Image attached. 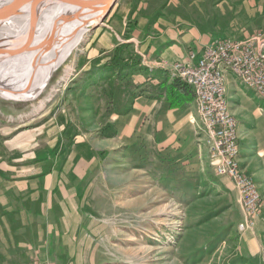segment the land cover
Returning <instances> with one entry per match:
<instances>
[{
  "label": "rangeland",
  "instance_id": "rangeland-1",
  "mask_svg": "<svg viewBox=\"0 0 264 264\" xmlns=\"http://www.w3.org/2000/svg\"><path fill=\"white\" fill-rule=\"evenodd\" d=\"M242 30L264 38V0H117L55 69L0 91V264H264V98L242 124L251 215L197 104L173 110L192 95L175 66L148 62Z\"/></svg>",
  "mask_w": 264,
  "mask_h": 264
},
{
  "label": "built area",
  "instance_id": "built-area-1",
  "mask_svg": "<svg viewBox=\"0 0 264 264\" xmlns=\"http://www.w3.org/2000/svg\"><path fill=\"white\" fill-rule=\"evenodd\" d=\"M174 73L195 95L201 116L203 142L219 174L233 177L242 187L248 212L260 208L261 193L240 163V124L231 112L227 81L234 75L264 98V38H222L208 44L203 53L192 52L186 62L175 64ZM31 264H52L34 260Z\"/></svg>",
  "mask_w": 264,
  "mask_h": 264
},
{
  "label": "bare ground",
  "instance_id": "bare-ground-1",
  "mask_svg": "<svg viewBox=\"0 0 264 264\" xmlns=\"http://www.w3.org/2000/svg\"><path fill=\"white\" fill-rule=\"evenodd\" d=\"M13 1L0 0V9ZM60 1H67L69 6L60 5ZM100 2L101 0H22L11 12L0 14V18L9 14L13 17L6 28L0 22V34L4 31V36L0 35V39L29 35L31 26H38L34 31V43L0 55V91L17 94L55 69L87 33L89 27L83 29L82 21L94 12ZM39 11L42 12L38 13ZM26 12L29 13L25 14ZM104 14L105 10L94 13L91 25L100 21ZM21 17L22 20L18 21ZM25 19H29L28 22ZM27 26L29 28H25ZM13 42L18 45L19 41Z\"/></svg>",
  "mask_w": 264,
  "mask_h": 264
},
{
  "label": "crops",
  "instance_id": "crops-1",
  "mask_svg": "<svg viewBox=\"0 0 264 264\" xmlns=\"http://www.w3.org/2000/svg\"><path fill=\"white\" fill-rule=\"evenodd\" d=\"M246 35H250L248 32L242 30L241 33H239L236 36H230L232 38H243ZM227 38V37H226ZM211 38L210 40L207 41H203L198 43L197 45H193L194 49H190L189 52L186 50H182L179 53H177V51L170 49L172 48V46H167L164 51H158V53H156L154 56L151 55V57H149V59H151L148 62H150L151 66V70H152V74L154 72H156L158 69L157 68H161L160 66H166L167 68H171V70L173 69V67L175 66V64H177L178 62H186L190 59V55L191 53L194 52H198V55L200 56L203 53L204 48L208 45L209 42H211ZM155 52H157V49L155 50ZM159 56H161L160 58H164V63L159 62ZM161 60V59H160ZM162 70V69H161ZM227 89H228V99H229V103H230V108L232 110V112L238 117L239 124H240V130L242 133V139H241V151L243 153V148H244V144H248L250 143V141H252L251 137H253V140L255 141V137L257 135V133L252 132V128H245L244 124L246 121H248V119H246L245 113H247V110L250 108H253V103L254 100L259 101L258 99L263 100L262 98L258 97L255 92L251 89H247L234 75H230L227 81ZM179 92L183 91L184 93H179L180 97L179 99L182 101V104H189L190 102L195 103V97H194V93L192 94V96H190L189 94H186L185 90H183V88H181V90L178 88ZM189 92L191 91L190 89L188 90ZM192 93V91L190 92ZM251 94V96L248 95ZM249 97V98H248ZM144 98H140V100H138L137 106L141 105L144 103ZM253 99V100H251ZM146 104V103H145ZM149 104H151V106H156L157 103L156 102H150ZM168 104V103H167ZM170 104V103H169ZM180 108H175L173 109L174 111H180L181 109L183 110L185 108V105ZM170 111V109H168ZM195 117V116H194ZM199 115H196V118H198ZM191 121L192 119L189 118ZM252 132V133H251ZM262 135L264 137V126H263V131H262ZM244 136V139H243ZM246 149V147L244 148V150Z\"/></svg>",
  "mask_w": 264,
  "mask_h": 264
},
{
  "label": "water",
  "instance_id": "water-1",
  "mask_svg": "<svg viewBox=\"0 0 264 264\" xmlns=\"http://www.w3.org/2000/svg\"><path fill=\"white\" fill-rule=\"evenodd\" d=\"M21 1L22 0H14L9 5H6L4 8L0 9V14L11 12L20 4ZM116 1L117 0H101L100 4L94 10V12L82 21L83 29L87 27H89L90 29V27L92 26L91 22L93 18H95V17H92L94 13H97V12L100 13L105 10V14H106V12L110 10V8L114 5ZM35 36H36V33L33 31L29 33V35L26 34V36L24 34L21 37L14 36L11 38L0 39V55L19 50L22 47H25V46L30 45L31 43H34L36 40V38L34 39ZM14 40L19 41L18 45H16V43L13 42Z\"/></svg>",
  "mask_w": 264,
  "mask_h": 264
},
{
  "label": "trees",
  "instance_id": "trees-1",
  "mask_svg": "<svg viewBox=\"0 0 264 264\" xmlns=\"http://www.w3.org/2000/svg\"><path fill=\"white\" fill-rule=\"evenodd\" d=\"M178 84L179 85H181L182 87H184L185 85L187 86V87H189L186 83H182V82H178ZM185 84V85H184ZM189 89L192 91V89L189 87ZM180 93H184L183 91H181ZM191 94H193V91H192V93ZM190 95V94H189ZM190 96H192V95H190ZM194 97H195V95H194Z\"/></svg>",
  "mask_w": 264,
  "mask_h": 264
}]
</instances>
